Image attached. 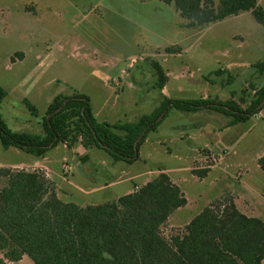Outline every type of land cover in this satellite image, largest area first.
Wrapping results in <instances>:
<instances>
[{
    "label": "rangeland",
    "instance_id": "1",
    "mask_svg": "<svg viewBox=\"0 0 264 264\" xmlns=\"http://www.w3.org/2000/svg\"><path fill=\"white\" fill-rule=\"evenodd\" d=\"M24 5H29L28 13ZM145 25L153 26L146 30ZM141 39L143 45H137ZM263 47L264 26L248 11L191 25L172 3L159 0L147 5L135 0H0V86L7 92L0 113L11 130L42 134L41 119L53 97L78 91L89 97L98 120L132 122L160 101L153 63L169 69L171 98L243 99L245 107L253 87L264 81L252 67L262 58ZM227 64L233 65L226 69ZM220 68L224 72L215 75ZM229 121L214 110L192 115L171 109L157 130L148 133L132 163L114 161L103 149L80 143L71 148L59 143L45 159L0 144V167L40 170L33 165L36 160L48 167L57 196L81 206L112 201L140 185L146 177L142 173L154 176L163 168L188 200L178 213L180 221H189L217 198H233L231 192L238 203L245 194L251 196V215L264 220V171L257 161L264 155V105L232 128L234 139L226 143L227 150L208 149L213 135L202 136L199 128L208 129L209 122L222 128ZM92 167L97 172L93 178L84 173ZM205 168L207 175L197 178L194 170ZM5 182L0 177V188ZM85 183L96 190L83 193ZM182 229L166 224L161 232L170 238ZM3 264L34 263L23 256Z\"/></svg>",
    "mask_w": 264,
    "mask_h": 264
},
{
    "label": "trees",
    "instance_id": "2",
    "mask_svg": "<svg viewBox=\"0 0 264 264\" xmlns=\"http://www.w3.org/2000/svg\"><path fill=\"white\" fill-rule=\"evenodd\" d=\"M172 3L191 25H206L248 11L264 26V7L258 0H159ZM19 55V54H18ZM252 67L264 77L262 58ZM155 87L166 76L153 63ZM217 69L215 75L222 74ZM243 107L233 99L210 97L174 99L161 94L158 105L132 122L98 121L87 95L56 94L41 119L42 134L11 130L0 113V144L42 157L59 143L71 148L106 151L114 161L132 163L147 134L155 131L169 110H214L243 123L264 105V81L253 87ZM0 86V106L6 96ZM28 111L37 110L23 100ZM264 171V155L258 158ZM208 168L194 170L202 178ZM6 182L0 188V264L29 257L34 264H261L264 259V220L242 213L232 197L213 200L170 238L161 232L168 216L187 202L180 187L160 172L133 192L116 200L77 205L64 202L42 170L0 167Z\"/></svg>",
    "mask_w": 264,
    "mask_h": 264
},
{
    "label": "crops",
    "instance_id": "3",
    "mask_svg": "<svg viewBox=\"0 0 264 264\" xmlns=\"http://www.w3.org/2000/svg\"><path fill=\"white\" fill-rule=\"evenodd\" d=\"M135 1H137L140 5H147V4H149V3H152L153 1H158V0H144V1H140V0H135ZM258 3L260 4V5H262V3H261V0H258ZM29 6V5H28ZM28 6H22V10L24 11V12H26V13H28L27 11H25V9H28V8H30V7H28ZM263 7H264V5H262ZM156 12H158V10H156ZM156 21H159V19L158 18H156ZM147 25H145V26H143V28L144 27H146ZM151 26H153V25H150V26H147L148 28H146V30H150L152 27ZM150 28V29H149ZM145 42V41H144ZM143 43V40L141 39V40H139V42H137L136 44L137 45H143L142 44ZM22 57V56H21ZM234 63V65L236 66V65H238V64H241L242 62H233ZM159 65H160V67L162 68V70H163V72H164V74H165V76H166V81H165V83H164V85H163V87L159 90V95H160V98H161V94L162 95H165V96H167V81H168V79H169V76H170V72H169V69L168 68H166V67H164L163 65H161L160 63H158ZM230 65H233V64H227V66L225 67L226 69H228V68H230L231 66ZM234 67V66H233ZM224 69V68H223ZM132 84V83H131ZM133 85V84H132ZM131 86V85H130ZM167 97H169V96H167ZM207 97H209V96H207ZM171 98V97H170ZM203 111H213V110H208V109H204V110H199V111H195V112H189V113H192V115H195V114H197V113H200V112H203ZM143 115V114H142ZM141 116V115H140ZM139 116V117H140ZM226 116V115H225ZM138 117V118H139ZM137 118V119H138ZM97 119V118H96ZM136 119V120H137ZM98 120V119H97ZM98 121H100V120H98ZM209 127H208V129L205 127V128H199V134L200 135H202V136H211V135H213V137L211 138V141H212V143H211V148H208V149H220V150H224V149H226L227 150V147H226V143H228V142H232V140L234 139V135H233V131H232V128L235 126V125H237V124H234V125H229V123H226L225 124V127H222V128H218V127H215L214 126V124H212V123H210L209 122ZM159 126V125H158ZM158 128V127H157ZM157 130V129H156ZM155 130V131H156ZM148 135V134H147ZM147 137V136H146ZM146 139V138H145ZM145 139H144V141H145ZM143 141V142H144ZM225 150V151H226ZM48 152V151H47ZM46 152V153H47ZM46 153H45V155H46ZM44 155V156H45ZM44 156H42L43 157V159H45V157ZM258 160V159H257ZM87 161H88V159H87ZM35 163L33 164L34 166H37V167H39L40 168V170L41 169H43L45 172H46V176L47 177H50V179H51V181L52 182H54V180L52 179V177H51V175H50V172H49V169H48V167L46 166V165H44V164H41V163H39L38 161H34ZM19 164H23V165H29V164H25V163H22V162H19ZM84 164V163H83ZM6 166H10V165H5V166H3V167H6ZM11 166H13V167H17L18 165L17 164H12ZM259 166V165H258ZM260 168V167H259ZM20 169H22V168H20ZM42 170V171H43ZM209 171V170H208ZM160 172H165L166 173V171L163 169V168H158V172L154 175V176H147L149 173H142V175H146V177H145V179H144V181L140 184V185H134V187H133V189L132 190H129V191H127L125 194H127V193H130V192H133L134 190H136V189H138L139 187H141L143 184H145L147 181H149V180H151L153 177H155L156 175H158ZM84 173H86V175H88L89 177L91 176L92 178L93 177H95L96 176V174H97V172H96V168H94V167H92L90 170H88V171H86V172H84ZM208 173V172H207ZM207 173H206V175H207ZM205 175V176H206ZM87 176V177H88ZM169 176V175H168ZM196 176V175H195ZM88 177V178H89ZM170 177V179L176 184V181L171 177V176H169ZM197 177V176H196ZM130 179H132L133 177H129ZM197 178H199V177H197ZM112 182H109V183H106L104 186H109V184H111ZM54 184H55V182H54ZM85 185H86V187H80V189H81V191L83 192V193H88V192H90V191H94V190H96V187L95 188H90V186L91 185H89V184H87V183H85ZM55 186H57L56 184H55ZM250 188V187H249ZM182 191V190H181ZM56 192H58V190H57V188H56ZM231 192V191H230ZM232 194H233V200H234V203L236 204V206H237V208L243 213L244 212V214H247L248 216H253V215H251V211L252 210H254L255 208H254V203L252 202V197L251 196H249V195H247V194H245L244 195V197L243 198H245L246 197V199H244L243 201H242V203H238V195H236L234 192H231ZM118 198V197H117ZM116 198V199H117ZM186 198V197H185ZM116 199H114V200H116ZM187 200V199H186ZM113 201V200H112ZM109 202V201H108ZM241 202V201H240ZM187 203H188V200H187V202H186V204L184 205V206H181V207H178L177 209H175L169 216H168V218H167V220H166V222L162 225V226H165L166 224H168L169 226H174V227H176V226H179V227H182V228H184V226L195 216H193L189 221H180V216H179V212L187 205ZM93 204V203H92ZM96 204V203H95ZM99 204V203H98ZM243 206H242V205ZM87 205H89V204H87ZM81 206V205H80ZM85 206V205H84ZM202 210V209H201ZM200 210V211H201ZM250 210V211H249ZM199 211V212H200ZM198 212V213H199ZM246 212V213H245ZM161 226V227H162ZM183 230V229H182ZM24 256H26V255H24ZM23 257V256H22Z\"/></svg>",
    "mask_w": 264,
    "mask_h": 264
}]
</instances>
